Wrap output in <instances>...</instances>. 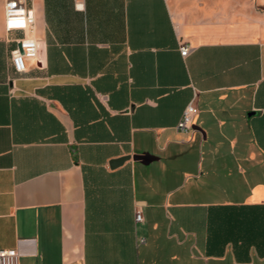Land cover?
<instances>
[{
  "label": "crops",
  "instance_id": "obj_1",
  "mask_svg": "<svg viewBox=\"0 0 264 264\" xmlns=\"http://www.w3.org/2000/svg\"><path fill=\"white\" fill-rule=\"evenodd\" d=\"M25 4L33 30L8 33L0 0V249L17 264H264V0ZM23 37L38 58L17 72Z\"/></svg>",
  "mask_w": 264,
  "mask_h": 264
},
{
  "label": "built area",
  "instance_id": "obj_2",
  "mask_svg": "<svg viewBox=\"0 0 264 264\" xmlns=\"http://www.w3.org/2000/svg\"><path fill=\"white\" fill-rule=\"evenodd\" d=\"M35 26V15L28 8L25 0H5V29L9 33L14 30H33ZM1 40V38H0ZM18 46L11 52V63L17 72L26 70L27 59H37L39 52L38 40L33 37L16 39ZM190 45L186 42L180 44V53L183 57L190 52ZM198 112L197 106L191 101L188 103L176 125L179 131L188 133L194 130V117ZM137 222L143 220L142 212L136 209ZM19 251L16 249H0V264H17Z\"/></svg>",
  "mask_w": 264,
  "mask_h": 264
},
{
  "label": "water",
  "instance_id": "obj_3",
  "mask_svg": "<svg viewBox=\"0 0 264 264\" xmlns=\"http://www.w3.org/2000/svg\"><path fill=\"white\" fill-rule=\"evenodd\" d=\"M193 128L195 129L196 128V126L195 125H193ZM134 159H140V160H147V159H149L147 156H145V155H139V154H136V155H134V156H132ZM131 158V156H123V157H121V158H119V159H116V160H113L111 163H110V165L112 166V167H116V166H118V165H120V164H122L124 161H126L127 159H130Z\"/></svg>",
  "mask_w": 264,
  "mask_h": 264
},
{
  "label": "rangeland",
  "instance_id": "obj_4",
  "mask_svg": "<svg viewBox=\"0 0 264 264\" xmlns=\"http://www.w3.org/2000/svg\"><path fill=\"white\" fill-rule=\"evenodd\" d=\"M192 264H193V262H192ZM198 264H233V263H232V257L227 256V258L225 260H222V261H215L213 259H209V260H202Z\"/></svg>",
  "mask_w": 264,
  "mask_h": 264
}]
</instances>
